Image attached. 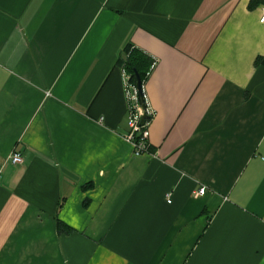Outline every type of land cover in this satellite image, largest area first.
Here are the masks:
<instances>
[{"label":"crops","instance_id":"0c3cea01","mask_svg":"<svg viewBox=\"0 0 264 264\" xmlns=\"http://www.w3.org/2000/svg\"><path fill=\"white\" fill-rule=\"evenodd\" d=\"M263 6L0 0V264H264ZM128 43L152 60L140 155Z\"/></svg>","mask_w":264,"mask_h":264},{"label":"built area","instance_id":"2783aa9c","mask_svg":"<svg viewBox=\"0 0 264 264\" xmlns=\"http://www.w3.org/2000/svg\"><path fill=\"white\" fill-rule=\"evenodd\" d=\"M260 21H264V6L261 9V18ZM124 72V71H123ZM124 80H125V95L129 102L128 107V114H127V126L129 129V132L126 135V140L131 144L133 148V153L135 155H140L148 152V145H147V139H148V130H147V120L144 121L143 124H141V117L143 115V111L140 109L138 101H137V94L135 87H133L129 83V76L124 72ZM134 91V92H132ZM145 112L147 115L148 112L145 109ZM9 161L13 165L20 164L22 162V156L19 153H13L9 157ZM3 167V164L0 163V170ZM207 191L206 188L201 187L197 191L198 196H202ZM170 195L167 194V202H170L169 199Z\"/></svg>","mask_w":264,"mask_h":264},{"label":"trees","instance_id":"16d2710c","mask_svg":"<svg viewBox=\"0 0 264 264\" xmlns=\"http://www.w3.org/2000/svg\"><path fill=\"white\" fill-rule=\"evenodd\" d=\"M250 5H252V2ZM122 54L123 56L118 59L117 64L121 66L123 71L129 76V83L136 88V78L134 74V72H136L140 78L141 85H143L151 70L152 60L130 43L123 48ZM255 65L264 66V57H258L255 60ZM58 226L60 230L65 228L60 222Z\"/></svg>","mask_w":264,"mask_h":264},{"label":"water","instance_id":"95a60500","mask_svg":"<svg viewBox=\"0 0 264 264\" xmlns=\"http://www.w3.org/2000/svg\"><path fill=\"white\" fill-rule=\"evenodd\" d=\"M134 74H135V78H136V88H135V90H136V94H137V101H138L140 109L143 111V115L141 117V122L140 123L143 124L145 120L149 119V116H147V114L145 112L146 104H145V99H144V96H143V89H142L140 78H139V76L137 75L136 72H134Z\"/></svg>","mask_w":264,"mask_h":264}]
</instances>
